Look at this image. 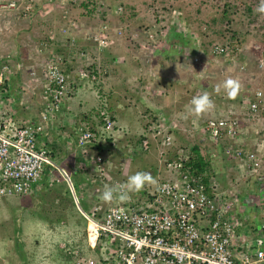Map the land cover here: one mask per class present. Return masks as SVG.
I'll return each instance as SVG.
<instances>
[{
  "label": "built area",
  "instance_id": "obj_1",
  "mask_svg": "<svg viewBox=\"0 0 264 264\" xmlns=\"http://www.w3.org/2000/svg\"><path fill=\"white\" fill-rule=\"evenodd\" d=\"M53 1L56 2L0 0V13L20 15L31 22L33 16L39 15L36 14L37 9ZM55 20L65 24L63 28L56 35L49 32L28 52V58L37 59L35 66L25 68L20 62L13 67L11 54L0 57V201L29 195L48 172L47 188L57 187L64 182L72 192L79 213L87 222L86 243L89 251L82 253L68 247L63 250L64 254L73 256L72 264H264V250L249 253L246 249L239 256L234 253L239 227L230 216L231 205L225 200V193L217 192L214 177L210 179V192L207 191L204 176H196L189 171V158L183 150L177 151L175 156L169 155L173 153V138L163 126L161 118L148 129L150 136L137 148L138 151H147L152 140L160 149L159 158L167 176L159 181L150 195L143 197L138 193L140 191L125 187L128 198H115L111 202L101 198L104 187L120 188L127 183L111 177L110 170L104 169V164L110 168V162L105 163L97 153L91 155L87 143L94 138L93 132L86 125H75L74 120L68 123L72 130L69 134L75 139L81 162L86 164H77L74 169L83 173L79 197L82 201L90 199L92 202L88 212L83 210L71 173L57 166L48 147L50 125L61 115L64 116L67 112L65 105L71 99L67 71L71 60L65 58L63 53L56 52L59 47V42L55 43L56 36L67 40L71 46L76 44L77 38L73 31L75 23L70 20L69 12L65 11ZM52 25L54 29L55 23ZM105 28L100 29L102 35L94 37L98 53L111 39L105 34ZM155 34L147 36L153 45L157 43ZM224 41L210 45V56L233 59L240 52V47ZM70 45L64 47L65 52L70 50ZM88 55V52L79 51L77 56L80 60H89ZM257 68H264L263 58L258 60ZM241 70H244L243 66ZM19 73L26 75V81L24 85H18L17 102L23 108L31 106V89L34 86V92L37 90L42 100V111L37 120L18 123L14 118L12 107L16 99L12 97L8 80ZM81 77L95 79L88 73H82ZM244 102L250 111L244 116L252 128L249 132L252 131L253 136L257 137L255 126L260 125L258 109L263 105L262 93L256 92L253 100L245 97ZM229 113L230 110L224 112L226 115ZM204 130L210 133L215 144H218L223 132L227 138L234 139V145L229 144L224 152L236 160L238 170L257 173L262 168L263 159L253 150H245V147H251L248 145L250 143L239 138L248 132L247 128H242L241 120H207ZM113 131V123L105 118L103 137L108 138ZM55 170L61 176L53 174ZM116 171L119 172L118 169ZM90 188L94 189L93 192H89ZM258 207L264 210V200L259 202Z\"/></svg>",
  "mask_w": 264,
  "mask_h": 264
},
{
  "label": "rangeland",
  "instance_id": "obj_2",
  "mask_svg": "<svg viewBox=\"0 0 264 264\" xmlns=\"http://www.w3.org/2000/svg\"><path fill=\"white\" fill-rule=\"evenodd\" d=\"M62 1L63 0H56V2L51 3L50 5L46 4L36 10V14L38 13L41 15L37 20V25L40 28V25H45L47 27V32L55 33L57 29H53L52 23H55L57 16L63 15L65 11L73 14L74 18H76L73 19L75 23L79 19V24L75 26L76 28H79L77 29L78 31H83V29L87 30L89 28L84 26V22L86 24L88 23L92 27L95 24L100 26L102 21V23L110 22L111 25H115V27L117 26L115 29L109 30L113 33L112 36H115L116 34L118 35L117 39L120 37L124 38V51L121 56V61L124 62V55L126 56L130 54V58L132 59V57H135L134 60L139 65L138 68L135 69V77H131L132 72L129 69L126 71L125 67L122 70L114 69L116 73L113 71L109 74L110 71H107V74L104 77V79L109 77V81H111L109 83L110 86L115 87L117 90H114L124 98L123 101H121L122 104H124V112L128 113V115H126V119H129L130 124H132L127 127L129 130L128 135L134 134V138L132 136L128 137H132V144H134V139H136L135 134H140L142 131L146 130L147 125L152 122L151 109H148L147 106L145 107L144 103L139 104L143 98L140 90L141 86L146 85L148 82L152 84L156 78L151 70V56L149 58L144 56L150 54V52H147L144 49L145 45L147 46L151 43L147 37L148 33L146 30L149 27V23L155 24L156 29L158 28L159 30L158 32L154 28L155 30L151 31L153 34L156 33L157 35H162L163 30L166 32L175 31V27L171 28L170 26H167L172 20L176 19L180 22L181 19H183L186 31L199 37V41L201 43V53L200 56H198V59L199 57L204 59L208 68L205 74L208 76L207 80L212 82V85L207 88H210L208 90V94L215 103L214 109L223 110L224 108H222V106L225 107L227 104L236 105L237 103L238 96L234 99L230 98L222 87L223 83L228 78L235 79L236 77H239L241 79L239 80L242 84L240 93L246 89V84L249 83V80L245 75L246 72H239L234 69L232 67L233 65H229L228 59L224 57H210V45L212 43H224L225 37H229V31H234V33L240 32L241 40L239 41L238 39V41L234 43V45L240 47L239 58L242 62L240 60L239 61L243 65L247 63L248 66H250L249 69L253 71L250 65V63H252L251 61L255 63L259 59H264V32L261 31L257 33V28L263 25L264 14L261 13L259 15L257 22L251 23L249 21L250 17L246 16L245 13L241 15L235 14L236 12L233 13V10L240 11L242 13L245 7L249 4V0ZM86 2L92 6L96 5L94 9H91V11L93 10L92 12L88 9L86 10L84 7L81 8L80 4ZM131 7L134 8L133 11L135 13H132ZM252 11L257 13V6L252 5ZM224 13H226V18H223ZM2 14L6 16L5 13ZM42 18L45 19L42 20ZM108 23L106 27H108L107 29H110ZM119 25L121 27L124 26V34L122 35H119V30L122 31ZM6 29L7 28H0L1 36ZM48 29L52 30L49 31ZM3 39H5V37H3ZM117 39L113 38L108 40L107 45L109 46L114 44ZM136 41L139 43V46L135 44ZM153 54L154 52L150 55ZM107 55L108 54H106V56ZM143 56L145 59H143ZM247 60H249V62ZM199 61L201 60L199 59ZM142 63H145V65L141 66ZM208 71L214 74H209ZM129 77H131V79L127 80ZM104 79L101 81L99 80L100 84ZM201 79L206 80V78ZM253 79H255L253 82L254 87L259 89L264 95V68L256 72V76ZM130 83L134 88H136L135 90L132 86H130ZM138 84L140 85L138 86ZM194 85L199 89V82L196 81L192 86L194 87ZM218 85L221 86L219 91H217ZM127 86L129 87L128 89ZM125 87L127 92L125 91ZM126 93L128 94L127 96H129V99L126 98ZM222 93H224V97ZM112 96L115 97V95L111 94V97ZM160 96H162V94ZM183 97L179 103L177 102L176 104H173V100L170 97L159 99L155 96V100L159 99L162 102L161 105H166L165 112L167 115H170V119L173 118L175 119L174 121H176L179 118V114L182 113L181 110L186 107L182 102L187 101L188 99H184ZM168 104H170V107ZM148 106L152 107L151 104ZM135 110H139V112H135ZM100 112L102 115H107L109 108L106 105L102 106L100 108ZM139 115H142L140 117H146L145 120L140 118ZM139 121H141V123H139ZM136 123L140 124L139 131H137V126L133 125ZM172 127L173 130H175L173 137L176 139L175 143H178V145L182 147H189V144H192V146L194 144H197V146L200 144L199 146L201 152H206L207 149H209V144H205L203 136L194 132L195 130H191V124L187 125L186 123H181V125L178 124ZM255 128L257 132H261L264 129V117L263 119H260V125H256ZM261 133L262 134L259 136L260 140L264 141V133ZM122 143L124 142L122 141ZM121 146L123 145L120 143V150L122 149ZM153 147L154 148L151 152L145 157H137L132 161L128 159L126 163L124 162L125 165L122 164V166H120V163L121 160L124 161V157H121L123 158L121 160L114 159V165L119 164L116 166L119 172L113 169L114 174L111 175V177L114 176L117 180L127 183L129 177L137 172L151 173L152 170L149 168H153L154 172L157 173L159 165L156 163L155 158H157L159 154L155 152L154 149L159 151L160 149L156 145ZM116 148H118V145ZM216 148L223 147L217 145ZM126 150L128 152L130 151L128 147H126ZM103 156L105 155H100L101 158H103ZM111 159L113 160L112 157ZM66 168L67 167H65V169ZM53 174L61 176V174L56 170ZM152 177L157 182L156 174L152 175ZM77 181L78 185L74 187L76 195L79 198V203L81 204L82 200L79 197L78 191L82 182L80 180ZM255 185L256 187L258 186L257 183H255ZM57 186L58 187H48L44 191H40L37 196L30 198L31 200L29 203H25L23 200V202H19V204H17V200L13 198L7 200V202L11 204L5 203L6 201H0V264H72V255L55 252L58 251V249L65 247L66 243H73L72 245L76 247L75 249L77 250L80 243L86 251L88 250L86 243V223L79 213L76 214L77 210L74 205L76 203L72 192L64 182ZM155 186L156 183L148 184L144 187V189L149 192L152 191ZM93 190V188H90L89 192H93ZM65 191H68V196H71L74 204H71L70 200L63 195ZM261 196H264V194L260 193L258 195L259 200H262L260 198ZM28 201L29 200H27V202ZM72 207H74V209H72ZM16 210H18V212H16ZM15 218H17V220H15Z\"/></svg>",
  "mask_w": 264,
  "mask_h": 264
},
{
  "label": "crops",
  "instance_id": "obj_3",
  "mask_svg": "<svg viewBox=\"0 0 264 264\" xmlns=\"http://www.w3.org/2000/svg\"><path fill=\"white\" fill-rule=\"evenodd\" d=\"M131 9L132 13H135L133 11L134 8L131 7ZM3 16L4 15H0V20H3ZM36 17L37 16H33L30 24H21L19 23V21L14 19L12 15L7 16L6 20L4 19V21H0V28H7L2 36L0 34V53L11 54V65L13 67L20 64V62L24 65L25 68L29 67L30 65H32L30 67H33L37 63L36 58L31 59L30 56L28 58V52L30 49H34V47L38 45L40 40H42L44 37L46 38L48 32L47 27L45 25H40L41 28L37 25L38 17ZM181 21L179 22L176 19L172 20L167 26H170L171 28L175 27V31H164V41L160 46H158L154 54L144 55L146 58H149L151 56V70L153 71L156 78L154 79V82L152 84L148 82L146 85L141 86V88L138 87L141 90V95H143V98L141 99L139 104L144 103L145 107L147 106L148 109H151L152 116L161 115L162 119L164 118L163 120H165L169 126H174L178 124L181 125V123L192 125V119H195V117H192L186 112L189 108H187V106L188 104H190V101L187 100L182 102L184 105L186 104V107L181 110L182 113L179 114L178 120L174 121L175 119H170V115H167V113L165 112L166 105H161L162 102L159 99L170 97L173 100V104H176L177 102L179 103L183 96L184 99L187 98V91L196 89L195 85L194 87L192 86L194 84V81L199 82V89L203 87L207 88L212 85V82L210 80H207L208 76H206L205 74L208 68L205 64L204 59L200 57L199 59L201 61H199L198 59V56H200L201 53V43L199 41V37H197L195 34L188 33L184 28V20L181 19ZM102 22L100 26L95 24V27L93 26L94 29L98 30L104 28L105 23ZM108 25L110 28L109 30L115 29L117 27H115V25H111L110 22L108 23ZM84 26L89 28L92 27L91 25H89L88 23L86 24L85 22ZM120 28L123 30L124 26H120ZM109 34L111 39L116 37V34L115 36H112L113 33H111L110 31ZM3 37H5V39H3ZM81 41V43L85 47L89 48V52L92 51V48H95L92 42H86V40L82 38ZM123 51L124 38L120 37L119 39H117V41H115L114 44L109 45L105 48L102 57L99 58L98 61L103 62L105 59L108 60V66L107 64H104L109 69V74L112 73L114 69L122 70L125 67L126 71L129 69L132 72L131 77H135V69H137L139 65L135 62V57H132L133 60L130 58V54L126 56L124 55V62H122L121 56ZM106 54L108 55L106 56ZM144 56L143 59H145ZM194 59H198L197 62H194L197 64V66L196 64H192V61H194ZM68 65L69 66L67 67V71L72 97L70 101H68L65 105V109H67V112L64 114V116L61 115L59 120L50 125L51 129L49 132L48 147L57 166H60L62 168L67 167L69 172L73 175L75 171V165L80 164L81 160L80 162L76 161L77 155L79 154V150L77 148L75 139L69 134L70 129H68V127H66L65 125H68L71 120H74L76 123L82 122L83 124H86L91 128H98V126L100 125L99 121L102 115L100 112V108L105 105L109 108V112H111L113 115L112 117L114 118V125L116 128L115 135L117 136V139L124 138V140L129 141L128 137L130 135H128L129 130L127 127L131 126L132 124H130L129 119H126V115H128V113L124 112V104H122L124 98L121 97L120 94H118L114 90L116 89L115 87L110 86L109 83L111 81H109V77L104 79L103 82H101L102 85L100 87L98 83H89L86 80L82 79L81 74L85 68L84 62L71 60V63H68ZM114 73L116 72L114 71ZM208 73L214 74L210 71H208ZM131 77H129L127 80H130ZM201 78H206V80H203ZM25 81L26 75L24 73H19V75L14 76L8 80V85L10 87L12 97H15L16 99V97L18 96L16 94L18 91V85H24ZM139 85L140 84H138V86ZM130 86L133 87L131 83ZM128 88L129 87L127 86V89ZM127 89L125 87L126 92ZM135 89L136 88H134V90ZM31 91L34 94V96L33 94H30L31 106L24 109L18 104L17 99L13 104L12 111L13 113L15 112L14 118L18 123L30 120H37L39 118V115L41 114L42 100L39 97V93L37 92V90L34 92V86H32ZM159 93H161L162 96H160L161 94ZM202 93L203 92H201V94ZM111 94L115 95V97H111ZM222 94L224 97V93ZM127 95L128 94L126 93V98L129 99V96ZM196 95L197 94H194V96ZM155 96L159 99L155 100ZM237 96L238 100L236 105H227L230 107L231 110L235 108V106L238 111L245 110L243 108V105L246 104L244 100V103L242 102V106H239L238 104V101L240 102V99H242L241 93L239 92ZM150 104L152 105V107L148 106ZM168 106L170 107V104H168ZM222 108L225 107L222 106ZM135 112H139V110H135ZM211 115L212 111L209 114L206 113L200 117H202V119H208L209 117H211ZM140 116L142 115H139V117ZM237 116L239 120H242L246 123V119L244 116L240 115L239 113H237ZM140 118H143L145 120L146 117ZM139 123H141V121H139ZM139 123L133 124L137 126V131L140 130ZM247 125V135L243 134L239 138L244 140L245 143L248 142L254 144L253 141L255 140L253 132H249L250 130H252V128L248 123ZM67 133L69 137L66 136ZM132 135L134 134H131V136ZM124 140L122 141L124 142ZM122 141L116 142L114 144V149L115 146L119 145L120 143L121 145H123ZM256 143L264 147L262 140ZM248 145L252 146L250 144ZM123 146L121 147L124 150ZM129 150V152L127 150L126 151L127 154H129V160L131 161L132 158L136 159L140 156V158H143L147 155H139V153L137 151H133L132 148H130ZM221 151V149L215 148L209 144V149H207V151L204 153H206L211 163V170L213 172V175L210 172V179L212 177L215 178L214 184L216 186V189L218 188L219 193H225V200L232 205V214L236 216L232 217L235 219L239 227L236 234L238 239H236L235 241L236 249L234 253L239 256L241 253H244L246 249L249 253H253L256 250L260 249L264 250V230L262 229L264 221V210L258 207L260 201L258 199L253 198L256 190L255 183L257 182L255 178V173L245 171L243 172L240 170L238 171L237 166L234 165L233 161L231 159L230 161L225 159V157L222 156ZM90 153L91 155L95 154L91 150ZM102 154L108 156L106 152L99 153V155ZM105 156H103V160L105 161V163L110 162V168L106 167V165L104 164V169H109L111 173L110 175H112L113 169L116 170V166H118L119 164L114 165V156H111L113 160L111 159V157ZM124 162L126 163V161H123L121 164L124 165ZM262 172L263 175L261 183L262 185H264V170ZM48 173H46L44 177H48ZM82 180L83 178L81 179V182ZM257 183L260 184V182ZM61 184L62 183H60V185ZM46 187L47 186L45 184V179L42 178L41 183L38 186L34 187L29 195L13 199L17 200V204H19V202H23V200L25 201V203H29L31 200L30 198H34L35 196H37L38 193L40 191H44ZM27 200L29 201L27 202ZM5 203L11 204L7 201ZM16 212H18V210H16ZM15 220H17V218H15Z\"/></svg>",
  "mask_w": 264,
  "mask_h": 264
},
{
  "label": "clouds",
  "instance_id": "obj_4",
  "mask_svg": "<svg viewBox=\"0 0 264 264\" xmlns=\"http://www.w3.org/2000/svg\"><path fill=\"white\" fill-rule=\"evenodd\" d=\"M56 1V0H55ZM64 2H68L69 0H63ZM51 3H54V1L53 2H51ZM257 12L258 13H264V0H261V2H260V4L258 5V7H257ZM70 13V12H69ZM35 16H37L38 18H39V15H35ZM36 17V18H37ZM38 18H37V20H38ZM35 19V18H34ZM33 19V20H34ZM45 18H42V20H44ZM70 19H76V18H74V16H73V14L72 13H70ZM71 21H74V20H71ZM78 21H79V19L77 20V22L75 23V21H74V25L75 26H77V24H79L78 23ZM31 22H28V24H30ZM104 26H107V24L105 23V25ZM108 28V27H107ZM107 28H105V34L106 35H109V37H110V34H109V29H107ZM73 31H75L76 32V35H77V38L75 39L76 40V45H77V48H80L79 50L80 51H85V52H88L89 53V60H84V59H78V61H80V62H84V64H85V66H87V65H89V64H93L94 62H95V64H96V68H95V71L91 74V73H89V71H83L82 73H88V74H90L91 76H94L95 77V79L94 80H89V79H86V78H82V79H84V80H86L87 82H90V83H96L97 82V80H102V79H104V77L106 76V74H107V71H109V69L106 67V65H104L103 64V62H101V61H98V59L99 58H101L102 57V53L105 51V48L107 47V46H105L104 47V49H103V51L101 52V53H98V51H97V47H96V42L94 41V37H97L98 35H100L101 34V32H100V29H94V27H91V28H89V29H87V30H85V29H83V31H78L77 30V28L75 27L74 29H73ZM79 32H80V35H79ZM85 35L87 36V38L88 39H86V37H85ZM102 35V34H101ZM164 35H165V32H164V30H163V32H162V35H160L159 34V39H158V41H157V48H158V46H160L161 44H162V42L164 41ZM81 38L82 39H84V40H86V42H92V44L94 45V47L95 48H92V51L91 52H89L88 51V49L89 48H87V47H85L81 42ZM110 40V39H109ZM238 54H240V52L239 53H236L235 54V57L233 58V59H228V58H226V59H228V62H229V65H233L232 67L234 68V69H236V70H238L239 72H242V70H241V67L243 66L244 67V65L242 64V63H239L238 62V60H237V55ZM210 57H212V56H210ZM91 58V59H90ZM237 60V61H236ZM193 63L194 62H196L195 61V59H194V61H192ZM257 63H258V60H257V62H256V67H257ZM196 64V63H195ZM196 66H197V64H196ZM258 69V68H257ZM84 70H85V68H84ZM260 70V69H259ZM235 71V70H234ZM199 75V74H198ZM239 80H241L239 77H236L235 79L234 78H228L224 83H223V89L226 91V93H227V95L230 97V98H236L237 97V95L239 94V92L241 91V89H242V84H241V82L239 81ZM220 87L221 86H217V91H219L220 90ZM245 91H246V89H244ZM248 91V90H247ZM256 92H261L259 89H255V91L253 92V93H251L250 94V92H248L249 93V96H246V95H243V100H244V98L245 97H248V98H250L251 100H253L254 99V97H255V94H256ZM262 93V92H261ZM71 97H72V95H71ZM262 99H263V105L261 106V107H263V109H264V95H263V93H262ZM191 105H192V108L190 109V113L191 114H193V115H195V116H203L204 114H206V113H210L212 110H214V108H215V103H214V101L211 99V97H210V95L207 93V92H203L202 94H200V95H197V96H195V97H193V99L191 100ZM227 106V105H226ZM225 106V107H226ZM243 108L245 109V110H247V104H245L244 106H243ZM227 110H230V108H224V110H222V114H224V112H227ZM263 117H264V114H262V115H260V117H259V119H263ZM105 118H109L110 119V121L113 123V132L112 133H110L109 134V136H108V138L107 137H103V136H105V132H103V126H104V119ZM111 118L112 117H107V116H105V115H101V118H100V121H99V126H98V128H91V127H89V126H87L86 124H83L82 122H80V123H76L75 122V125H81V124H83V125H86L92 132H93V134H94V131H96L97 132V138H98V140H99V142L100 143H105L106 142V139H110L111 140V142L114 144V143H116V142H118V141H122V140H124V138H121V139H117V136L115 135L116 134V128H115V125H114V118H112L113 120H111ZM162 119V117H161V115L159 116V115H157V116H155V118L154 119H152V122L149 124V126H148V128H147V131H142L140 134L141 135H146V137L147 136H150V134H148V129L153 125V124H156V122H157V120L158 119ZM185 118H187V117H185ZM164 119V118H163ZM162 119V121L164 122V127L166 128V130H167V132H168V123L165 121V120H163ZM236 119H238L239 120V118H238V116L236 117ZM207 120H213L212 118H208V119H206V121ZM218 120H220V119H218ZM218 120H216V121H218ZM241 123H242V128H247V123H245L244 121H242L241 120ZM66 127H68V129H70V132H72V130H71V127L70 126H67V125H65ZM205 127V126H204ZM260 131H258V136L257 137H254V145H252V143H250V145H252L249 149L250 150H253L254 152H256L257 154H258V156L259 157H261V159H263V166H262V168L261 169H259L258 171H257V173H255V178H256V180H257V182H260V184H258L257 182V187H256V190H255V194H254V196H253V198L254 199H258L259 200V197H258V195L261 193V194H263V190H264V185H262V175H263V170H264V147H262V146H260V144H257L256 142H259V141H261L260 140V135L262 134L261 132H263L264 133V129L259 133ZM202 133L203 134H206L207 133V131L206 130H204V128H203V131H202ZM171 136H172V138H173V153H169V155H172V156H175V154L177 153V151H179V150H183V152L188 156V158H189V160H188V162H187V164L189 163V161H190V153H188V151H190V147L189 148H187V150L186 149H184L182 146H180V145H178V143H175V138L173 137L174 136V133H169ZM131 136V135H130ZM132 136H134V135H132ZM263 136H264V134H263ZM130 138H132V137H130ZM129 138V139H130ZM257 138V139H256ZM103 140V141H102ZM132 140V139H131ZM203 140H205V138H203ZM135 139H134V143H135ZM151 142L150 143H152V145H151V148H149L148 150H147V152L148 153H150L151 152V150L154 148L153 146L154 145H156L155 143H153V141L152 140H150ZM133 142V141H132ZM131 142V143H132ZM263 142V144H264V141H262ZM205 143H207V144H210V145H212L213 147H215L216 148V146L218 145V144H215L214 142H212V140H211V142L210 143H208L206 140H205ZM128 144H130L128 141H126V147H128L129 149L130 148H132L133 149V151H137L138 152V146H135L134 144H130V145H128ZM131 145H134V146H131ZM219 146V145H218ZM87 149L90 151V149L87 147ZM218 149H221L222 151H221V153H222V156L223 157H225V152H224V148H218ZM154 151L155 152H157L158 154H159V150H156V149H154ZM93 152L94 153H97L95 150H93ZM79 153V152H78ZM139 153V152H138ZM98 154V153H97ZM99 155V154H98ZM139 155H141V154H139ZM138 155V156H139ZM142 155H144V154H142ZM209 155V154H208ZM100 156V155H99ZM141 157V156H140ZM132 160H134L133 158H132ZM123 162V160L121 161V163ZM120 163V164H121ZM156 163L159 165V169L157 170V173H155V172H151V173H147V172H137V173H135L134 175H131L130 177H129V179H128V181H127V185L126 186H121L120 188H116V187H113V186H110V185H106L105 187H104V189H103V191H102V194H101V198L104 200V201H106V202H111V201H113L115 198H119L120 200H125V199H127L128 198V192H126V191H124V188L125 187H127L128 189H130V190H132V191H140V192H138L140 195H150L153 191H155V189H156V187H157V184L159 183V181H161V180H163L166 176H167V173H166V171L164 170V168H163V162H162V160L159 158V156H157V158H156ZM122 165V164H121ZM125 165V164H124ZM187 167H189V165L187 166ZM67 169V168H66ZM68 170V169H67ZM122 170V169H121ZM189 171L191 172V170H190V167H189ZM239 171V170H238ZM70 173V172H69ZM262 173V174H261ZM154 174H156V176H157V182H156V180L152 177V175H154ZM193 174V173H192ZM72 175V174H71ZM193 175H195V174H193ZM201 175V174H200ZM208 177V174H203V175H201V176H204V184H205V182L207 181V184H205V185H211L210 184V174H209V177H208V179L206 178V176ZM197 176V175H196ZM212 177V176H211ZM44 179H45V184H46V186H47V177H43ZM156 183V186L153 188V190L152 191H149V192H147V190L146 189H144V187H146V185H148V184H155ZM58 187V186H57ZM210 188V187H209ZM46 189H47V187H46ZM217 191H218V188H217ZM144 197V196H143ZM261 197H263V196H261ZM260 197V198H261ZM262 200H264V197L263 198H261ZM4 201H7V200H4ZM259 201H261V200H259ZM229 204V203H228ZM231 205V204H230ZM75 208H76V210H77V212L79 213V211H78V209H77V207H76V205H75ZM232 205H231V213H230V216L231 217H236L234 214H232ZM79 215H81L80 213H79ZM82 217V216H81ZM84 219V218H83ZM84 221H85V223H86V226H87V222H86V220L84 219ZM86 241H87V239H86ZM65 246V245H64ZM66 247H68V248H70V249H72V250H76L75 248H73V247H71L70 245H66L65 247H62L61 249H58V251H56L55 253H60V252H62V254H64L63 253V250L66 248ZM260 250H263V249H260ZM258 251V250H257ZM85 252V251H84ZM256 252V251H255ZM66 255V254H65Z\"/></svg>",
  "mask_w": 264,
  "mask_h": 264
},
{
  "label": "trees",
  "instance_id": "obj_5",
  "mask_svg": "<svg viewBox=\"0 0 264 264\" xmlns=\"http://www.w3.org/2000/svg\"><path fill=\"white\" fill-rule=\"evenodd\" d=\"M250 2H249V4L245 7V9H244V11L241 13L240 11H236V10H233V13H235V14H237V15H241V14H243V13H245L246 14V16H248V17H250V19H249V21L252 23H255V22H257V20H258V18H259V15L261 14V13H254V11H252V5H255V6H257L258 7V5L260 4V2H261V0H249ZM80 6H81V8L82 7H84L86 10L88 9V10H90L91 11V9H94V7L96 6V5H94V6H92V5H90V4H88L87 2L86 3H82V4H80ZM91 6V7H90ZM93 11V10H92ZM91 11V12H92ZM1 15H3L2 13H0ZM264 14V13H263ZM6 16H8L7 14H5ZM226 13H224V15H223V18H226ZM6 16H3L2 18H3V20L2 21H4V19L5 18H7ZM12 17H14V19H16L17 21H19V23H23V24H28V20H25V19H22L21 18V16L19 15H12ZM70 20H73V19H70ZM249 22V23H250ZM248 23V24H249ZM250 23V24H251ZM55 25H56V27H54V28H56L57 29V31L58 30H60V29H62L63 28V26L65 25V24H63L61 21H58L57 20V22H56V20H55ZM139 28H140V26H139ZM156 29V26H155V24H153V23H150L149 24V27L146 29L147 30V36L149 35V34H151V35H153V33L151 32L152 30H155ZM49 31L50 30H52V29H48ZM125 30H127V29H125ZM149 30V31H148ZM57 31L55 32V35L57 34ZM123 31V32H122ZM119 30V35H122V34H124V29L123 30ZM156 31H158L159 32V30H158V28L156 29ZM261 31H263L264 32V22H263V25H261V27H258L257 28V33H259V32H261ZM149 32H151V33H149ZM231 31H229V37L228 36H226L225 37V40L226 41H228L229 43H231L232 45L235 43V42H237L238 41V39H239V41L241 40V36H240V32L238 33V32H235L234 33V31L233 32H231ZM49 33V32H48ZM156 36H155V38H156V40L158 41V39H159V34L157 35V34H155ZM117 36L118 35H116V39H117ZM13 38V37H12ZM263 38H264V35H263ZM56 42L55 43H57V42H59V47H58V49H57V51L56 52H59V53H63V55H64V57L65 58H67L68 60L70 59V60H75V61H78V53H79V49L80 48H77V45L75 44L74 46H71L70 45V43L67 41V40H62V39H60V37L57 35L56 36ZM131 40H133V39H131ZM137 46H139V43L136 41V43H135ZM67 45H70L71 47H70V50L68 51V52H65L64 51V47H66ZM145 51H147V52H150V54H152L153 52H155L156 51V49H157V43L156 44H152V43H149V45H145ZM152 52V53H151ZM103 54V53H102ZM5 54L4 53H0V57L1 56H4ZM239 54L237 55V60H238V62L239 63H241L242 61L240 60V58H239ZM174 59V58H173ZM104 60V59H103ZM241 62H240V61ZM248 62H249V60H247ZM252 63H250V65H251V68L253 69V71H251L250 69H249V67L250 66H248V64L247 63H245L244 65V70H243V72H246V76H247V79L249 80V83L248 84H246L247 86H246V91L245 90H243L242 91V93H241V98L242 99H240V102L238 101V104H239V106H242L243 105V95H246V96H249V93L248 92H250V94L251 93H253L254 91H255V87H254V84H253V82H254V80L255 79H253V78H255V76H256V72H258L259 70L257 69V67H256V62L255 63H253V61H251ZM70 63H71V61H70ZM107 64V66H108V60L107 59H105L104 61H103V64ZM104 64V65H105ZM193 65H195V63H192ZM141 65H145V63H142ZM147 65V64H146ZM95 68H96V64H95V62L93 63V64H89V65H87V66H85V70L84 71H89V73H93L94 71H95ZM253 72V73H252ZM195 82L196 81H194V84H195ZM96 83H98L99 84V86L102 84H100V81L99 80H97V82ZM101 87V86H100ZM195 88L196 89H194V90H191V91H187L188 92V95H187V99L190 101V104L188 105V110L187 111H189V112H187V114H190L192 117H195V119H192L193 120V122H192V125H191V130H195L194 132H197L199 135H202L203 136V138H205V140L208 142V143H210L211 142V135H210V133L209 132H207L206 134H203L202 133V131H203V128H204V126L206 125V119H202V117H200V116H195V115H193V114H191L190 113V109L192 108V105H191V100L193 99V97H195L194 96V94H197V95H200L201 94V92H207L208 93V90L210 89V88H205V87H203V88H201V89H197V87L195 86ZM198 90V91H197ZM248 90V91H247ZM247 92V93H246ZM196 95V96H197ZM190 97V98H189ZM243 102V103H242ZM187 103V102H186ZM186 105V104H185ZM244 106V105H243ZM226 108H230L229 106H226L225 107V109ZM224 110V109H223ZM258 111H259V114L260 115H262V114H264V109H263V107H260L259 109H258ZM230 112L231 113H233V114H231V113H229V114H222V110H219V109H215L214 111H212V115H211V117L210 118H212L213 120H218V119H228V120H230V121H233V120H236L235 118L237 117V113H239L240 115H242V116H245L246 114H249L250 113V111H249V109L248 110H242V111H238V109H236V106H235V108H233L232 110L230 109ZM108 114L107 115H105V116H107V117H112L113 115H112V113L111 112H107ZM113 118V117H112ZM111 118V120H113ZM155 118V115H153L152 116V119H154ZM148 126L149 125H147V128H148ZM147 128H146V130H144V131H147ZM168 133H174L175 134V130H173V127L172 126H168ZM227 135H226V133H222L221 135H220V139L218 140V145L220 146V147H223V148H225V147H227L229 144H232V145H234V139H231V138H227L226 137ZM133 138H134V136H132ZM135 137H136V141H135V143H134V145L135 146H138L144 139H146V135L144 134V135H141V134H135ZM132 138H130L129 139V143L130 144H132L131 142H132V140H131ZM130 144H128V145H130ZM149 148H151V145H152V143H150L149 142ZM123 145H124V150L123 149H119V145H118V148H116V146H115V149H114V144H112V142H111V140L110 139H106V142L105 143H100L99 142V140H98V138H97V132L96 131H94V138L93 139H91L88 143H87V147L91 150V151H93V150H95L98 154L100 153V152H106V154L108 155L107 157H111V156H114V158L116 159V160H121V159H123V158H121V157H124V161H126L127 162V160L129 159V154H127V151H126V140H124V143H123ZM133 145V146H134ZM200 144H198V146H197V144H194L193 146H192V144H189V147H190V151H188V153H190L189 155H190V161H189V163L187 164V166L189 165V167H190V170H191V173H193V174H195V175H203V174H208V177H209V174H210V172H211V174L213 175V172H212V170H211V163H210V161H209V158H208V156L206 155V153H204V152H201V149H200V146H199ZM187 146V145H186ZM189 147H183L184 149H186L187 150V148H189ZM245 150H248L249 148H244ZM119 151V152H118ZM139 152V154H148V152L147 151H145V150H143V149H141L140 151H138ZM78 158V159H77ZM77 158H76V161H79L80 162V160H81V158H80V155L78 154L77 155ZM134 159V158H133ZM156 159V158H155ZM225 159H227V160H229L230 161V159L233 161V163H234V165H235V162H236V160L234 159V158H232L231 156H227V155H225ZM80 164L81 165H86L85 163H82V162H80ZM149 169H151L153 172H154V170H153V168H149ZM206 176V175H205ZM80 179H79V178ZM208 177L206 176V178L208 179ZM83 178V173L81 172V171H79V172H77V171H74V174L71 176V179H72V181H73V184H74V186L76 187L77 185H78V181L77 180H80L81 181V179ZM82 182H83V180H82ZM205 184H207V181L205 182ZM206 189H207V191L208 192H210V190H209V186L208 185H206ZM263 193H264V190L262 191ZM63 195L66 197V198H68L69 200H70V203L71 204H74L73 203V201H72V198H71V196H68V191H65V193H63ZM91 204H92V202H91V200L90 199H88V201H82L81 202V206H82V208H83V210L84 211H86V212H88L89 211V209L91 208ZM75 205V204H74ZM72 209H74V207H72ZM77 212V211H76ZM76 214H78V212L76 213ZM73 243H71V244H68V243H66L65 245H70L71 247L73 246L72 245ZM79 247H78V250L80 251V252H82V253H84V251H86L85 250V248H83V245L82 244H80L79 243V245H78ZM74 247V246H73ZM74 248H76V247H74Z\"/></svg>",
  "mask_w": 264,
  "mask_h": 264
}]
</instances>
